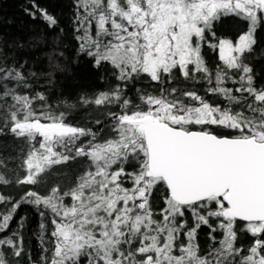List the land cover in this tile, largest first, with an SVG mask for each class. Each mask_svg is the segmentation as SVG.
Masks as SVG:
<instances>
[{"label": "snow or ice", "instance_id": "obj_1", "mask_svg": "<svg viewBox=\"0 0 264 264\" xmlns=\"http://www.w3.org/2000/svg\"><path fill=\"white\" fill-rule=\"evenodd\" d=\"M71 9L100 87L57 96L67 65L38 71V37L0 38V264H264V0ZM24 12L62 39L36 0Z\"/></svg>", "mask_w": 264, "mask_h": 264}, {"label": "trees", "instance_id": "obj_2", "mask_svg": "<svg viewBox=\"0 0 264 264\" xmlns=\"http://www.w3.org/2000/svg\"><path fill=\"white\" fill-rule=\"evenodd\" d=\"M36 3L60 18L61 27L65 29L62 39L57 38V33L48 31L41 21H33L25 14L24 8L31 7V0H0V38L28 41L31 37H38L39 47L30 53L36 59L38 71H51L50 59H59L61 64L67 65L65 71L57 70L55 72V95L57 96L61 91L66 95H77L82 89H94L102 86L90 65L83 60L76 63L75 41L72 38L71 29V0H36ZM238 32V27L230 21L218 26V33L227 35L229 38H234ZM260 41L261 44H264V34L261 35ZM60 50L64 52L62 58L58 54ZM207 56L210 62H218L216 54L210 50L207 51ZM37 87L47 88L48 86L37 85ZM79 118L84 119L83 116ZM20 215L27 217L25 247L26 249L30 248L33 255L38 258L40 242L35 233L39 231V217L34 214V209L30 206H24ZM199 239L202 244L208 241L207 235L203 233Z\"/></svg>", "mask_w": 264, "mask_h": 264}]
</instances>
